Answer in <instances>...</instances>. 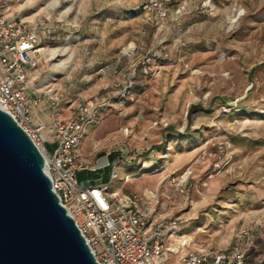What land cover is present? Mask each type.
<instances>
[{
	"label": "rangeland",
	"instance_id": "rangeland-1",
	"mask_svg": "<svg viewBox=\"0 0 264 264\" xmlns=\"http://www.w3.org/2000/svg\"><path fill=\"white\" fill-rule=\"evenodd\" d=\"M143 1L7 0V14L44 49L30 107L56 116L97 102L78 149L80 179L153 192L155 215L180 221V253L225 250L250 230L244 264H264V0H176L150 25ZM116 62L119 74L99 73ZM50 90L53 108L41 97ZM184 172L180 193L171 180Z\"/></svg>",
	"mask_w": 264,
	"mask_h": 264
},
{
	"label": "built area",
	"instance_id": "built-area-1",
	"mask_svg": "<svg viewBox=\"0 0 264 264\" xmlns=\"http://www.w3.org/2000/svg\"><path fill=\"white\" fill-rule=\"evenodd\" d=\"M176 0H144L140 14L144 24L160 23ZM208 7V6H207ZM7 0H0V109L23 130L44 160L43 171L51 189L89 247L97 264H165L164 254H178L186 242L180 221L155 215L156 195L151 191L123 194L109 191L107 184L88 185L77 180L78 149L86 130L103 108L94 100L75 105L65 120L51 125L34 124L27 96L29 79L42 60L38 33L7 14ZM180 9L176 10V14ZM131 59L133 50L122 52ZM154 56L143 58L148 66ZM119 74V62L100 67ZM122 98L124 95L119 94ZM48 108L58 104L53 91L41 95ZM40 98L33 101L35 105ZM187 172L171 180L184 193ZM116 176L111 174L110 179ZM255 240L250 230H240L235 242L217 252L179 254L175 264H244ZM176 243V247H171Z\"/></svg>",
	"mask_w": 264,
	"mask_h": 264
},
{
	"label": "water",
	"instance_id": "water-1",
	"mask_svg": "<svg viewBox=\"0 0 264 264\" xmlns=\"http://www.w3.org/2000/svg\"><path fill=\"white\" fill-rule=\"evenodd\" d=\"M43 166L31 140L0 109V264H97Z\"/></svg>",
	"mask_w": 264,
	"mask_h": 264
},
{
	"label": "crops",
	"instance_id": "crops-1",
	"mask_svg": "<svg viewBox=\"0 0 264 264\" xmlns=\"http://www.w3.org/2000/svg\"><path fill=\"white\" fill-rule=\"evenodd\" d=\"M28 92H29V90H28ZM28 92H27V96L29 98L30 95H29ZM70 111H71V109H68V110L64 109L59 115H56V116H53V115H45V114L39 115V113L37 111H35V109L33 107H30L29 108L30 116L32 118L33 123H35V124H43V125H46V126L51 125L54 121H59V120H65V119H67L68 116H69V114H70ZM77 154H78V152H77ZM81 170H85V168H81L80 171ZM80 171L77 173V180L79 182H82V183L91 185L90 184L91 183L90 180H83L82 178L81 179L79 178V174H81ZM88 171L97 172L95 170H88ZM100 184H104V183H101L100 181H98V182L94 183L93 185H100ZM137 194H140V193H137ZM179 254H183V253H180V250H179V253L178 254H173L171 256L172 257L174 256L176 258V261H177Z\"/></svg>",
	"mask_w": 264,
	"mask_h": 264
},
{
	"label": "trees",
	"instance_id": "trees-1",
	"mask_svg": "<svg viewBox=\"0 0 264 264\" xmlns=\"http://www.w3.org/2000/svg\"><path fill=\"white\" fill-rule=\"evenodd\" d=\"M197 106H191L188 110V115H190L191 113L195 112L197 110ZM110 159H112V156L110 157ZM111 176V174H110Z\"/></svg>",
	"mask_w": 264,
	"mask_h": 264
},
{
	"label": "bare ground",
	"instance_id": "bare-ground-1",
	"mask_svg": "<svg viewBox=\"0 0 264 264\" xmlns=\"http://www.w3.org/2000/svg\"><path fill=\"white\" fill-rule=\"evenodd\" d=\"M129 49H131V47H130ZM43 50H44V49H43V48H41L39 51H40V52H42ZM187 174H188V173H187Z\"/></svg>",
	"mask_w": 264,
	"mask_h": 264
}]
</instances>
